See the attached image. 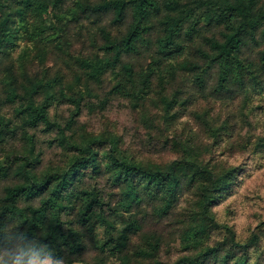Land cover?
<instances>
[{"label": "trees", "instance_id": "1", "mask_svg": "<svg viewBox=\"0 0 264 264\" xmlns=\"http://www.w3.org/2000/svg\"><path fill=\"white\" fill-rule=\"evenodd\" d=\"M116 98L156 155L81 119ZM239 154L264 155V0H0V264H264V219L214 208Z\"/></svg>", "mask_w": 264, "mask_h": 264}, {"label": "rangeland", "instance_id": "2", "mask_svg": "<svg viewBox=\"0 0 264 264\" xmlns=\"http://www.w3.org/2000/svg\"><path fill=\"white\" fill-rule=\"evenodd\" d=\"M66 112V107L57 106L52 108L51 115L57 117ZM81 119L91 129L101 128L107 120H110L127 141L142 146L145 151L155 155L157 153V139L149 142L147 148L143 146L149 141L148 137L125 100L117 98L112 100L104 113H93L85 109ZM38 139L45 157H54L57 149L50 145V136L39 130ZM237 163H244L245 167L250 169L239 174L238 184L232 194L220 200L214 208L222 219L234 225L239 236L244 237L261 219H264V155L239 154Z\"/></svg>", "mask_w": 264, "mask_h": 264}, {"label": "crops", "instance_id": "3", "mask_svg": "<svg viewBox=\"0 0 264 264\" xmlns=\"http://www.w3.org/2000/svg\"><path fill=\"white\" fill-rule=\"evenodd\" d=\"M32 264H65L63 262H53L51 259L49 258H45V259H34ZM76 264H80V263H76Z\"/></svg>", "mask_w": 264, "mask_h": 264}]
</instances>
